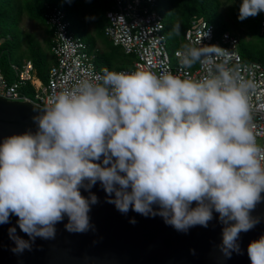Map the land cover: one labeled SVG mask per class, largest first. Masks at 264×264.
Segmentation results:
<instances>
[{"label": "water", "instance_id": "1", "mask_svg": "<svg viewBox=\"0 0 264 264\" xmlns=\"http://www.w3.org/2000/svg\"><path fill=\"white\" fill-rule=\"evenodd\" d=\"M0 98V264H264V192L243 152L151 165L111 131Z\"/></svg>", "mask_w": 264, "mask_h": 264}, {"label": "built area", "instance_id": "2", "mask_svg": "<svg viewBox=\"0 0 264 264\" xmlns=\"http://www.w3.org/2000/svg\"><path fill=\"white\" fill-rule=\"evenodd\" d=\"M243 1L257 2L264 38V0ZM106 18L105 37L133 58L130 68L102 73L64 10L49 7L44 23L55 63L47 81L32 60L3 69V39L10 36L0 32V98L54 111L63 129L82 123L85 131L91 123L111 131L124 157L138 146L151 165L179 147L198 152L200 143L246 153L251 178L264 192V64L244 60L238 37L218 34L198 16L184 34L198 67L186 49L175 51L173 63L156 0H112Z\"/></svg>", "mask_w": 264, "mask_h": 264}, {"label": "rangeland", "instance_id": "3", "mask_svg": "<svg viewBox=\"0 0 264 264\" xmlns=\"http://www.w3.org/2000/svg\"><path fill=\"white\" fill-rule=\"evenodd\" d=\"M6 0H0V4ZM60 8H63L69 19L74 25V31L82 36L88 46L91 48L96 41L97 49H91V52H110L112 64L115 68L123 69L127 67L133 58L127 56L120 47L111 46V41L105 38L103 32L106 26L105 15H101L97 5L86 3L83 0H54ZM91 2V0H89ZM92 3V2H91ZM171 0L159 1L157 9L161 12L168 22L169 14L171 13ZM221 10L217 9L215 5L211 4L207 7L205 17L209 18L212 13H217L224 16L225 23L221 25L222 28L237 36L240 41V53L247 59V61H259L257 56L264 53V38L261 35L260 21L261 15L259 13L258 4L256 1L252 3H245L242 0H220ZM237 5L242 6L244 9L250 11V14H245L241 19L236 18L232 14V9ZM170 9V10H169ZM219 13L217 15L221 18ZM104 18V23L99 22ZM216 18V16L214 17ZM223 18V17H222ZM11 21V23H10ZM7 23H0L3 29V36H10V38L3 39L2 48V67L4 70H11L12 64H20L23 60L37 59L42 61L40 67L36 66L37 77L41 79V70L46 72L53 61L54 57L50 51V30L44 22L35 20L24 11L22 17L14 16L6 20ZM168 41V52L172 62H176L174 53L178 49H186L192 62V68L198 67V53L197 50L188 45L184 40V33L180 34L178 31L166 30ZM186 43V44H185ZM110 47V48H109ZM111 49V50H110ZM196 57V58H195ZM128 62V63H127ZM128 68V67H127ZM43 81V80H42ZM45 83V81H43Z\"/></svg>", "mask_w": 264, "mask_h": 264}, {"label": "trees", "instance_id": "4", "mask_svg": "<svg viewBox=\"0 0 264 264\" xmlns=\"http://www.w3.org/2000/svg\"><path fill=\"white\" fill-rule=\"evenodd\" d=\"M83 1H85L86 3H90L92 5H97L99 12L102 16L106 15V12L110 9L111 4H112V0H91L92 3L89 0H83ZM157 1L163 2L166 0H157ZM171 2H172L170 4L171 10L169 9L171 11V13L169 14L168 22L165 23L167 31L168 30L178 31L180 34L185 33L186 29L190 26V21L194 15H198L201 19L208 20L210 23L214 24L216 29H217L218 34H221L225 31H227L221 27V25L224 23L226 24L225 27H228V26L224 20V16H222V14H220V12H219V10H221L220 0H171ZM211 4L215 5V7L217 9H219L216 12L219 13L223 18L222 17L220 18L217 15V13H212V14L208 13V15H210L209 18L205 17V15H206L205 13L207 12V7H210ZM54 6L59 7V6H57V4L54 0H6L5 2H2V4H0V23H2V22L7 23L6 22L7 19H9L10 17L12 18L16 15H17V17L18 16L22 17L25 10L30 15V17L32 19L40 20V21L44 22V13L46 12V10L49 7H54ZM61 9L64 10L63 8H61ZM64 12L66 14L68 21L71 22V28L74 31V25H73L72 21L69 19L67 12L65 10H64ZM232 14L236 18L241 19V17L244 16L245 14H250V11L244 9L240 5H237L234 9H232ZM215 16H216V18H214ZM105 18H106V16H105ZM103 20H104V18L99 22V24L104 23L105 21H103ZM10 23H11V21H10ZM105 23L107 26V19H106ZM2 31H3V29L1 28V24H0V32L3 36ZM51 33L52 32L50 31V36L52 35ZM103 34H104V32H103ZM77 35L80 36L79 34H77ZM80 37H82V36H80ZM84 41H85V39H84ZM240 44H241V41H240ZM111 46H113L112 43H111ZM50 49H51V41H50ZM90 49L98 50L97 45H96V41L93 43V45ZM114 51L115 50H111L110 52L106 51L103 53L98 52V51L95 52L96 53L95 54V61H94L95 65L104 74H108L114 70H121L120 68L113 67V64L111 61L112 60L111 53H113ZM257 59L259 60L258 62H261L264 64V53H260L257 56ZM244 60L247 61V59H245V58H244ZM54 63H55V59H54L52 65ZM130 63L127 66L129 68L131 66ZM34 64H35V66L40 67L42 64V61L39 59H37V61L34 60ZM127 67H124V68H127ZM49 68L45 69L46 72L41 70V73H40L41 80H43L45 82L48 79Z\"/></svg>", "mask_w": 264, "mask_h": 264}, {"label": "clouds", "instance_id": "5", "mask_svg": "<svg viewBox=\"0 0 264 264\" xmlns=\"http://www.w3.org/2000/svg\"><path fill=\"white\" fill-rule=\"evenodd\" d=\"M157 1V0H156ZM243 1V0H242ZM244 2V1H243ZM245 3H247V2H245ZM250 3H252V2H250ZM157 4H158V1H157ZM112 5V4H111ZM111 8V7H110ZM158 10V9H157ZM107 13V12H106ZM161 13V12H160ZM162 14V13H161ZM163 15V14H162ZM106 16V15H105ZM164 16V15H163ZM194 16H198V15H194ZM193 16V17H194ZM192 17V18H193ZM199 17V16H198ZM164 18H165V16H164ZM200 18V17H199ZM107 19V18H106ZM201 19V18H200ZM165 20H166V18H165ZM192 20V19H191ZM205 20V19H204ZM206 21H208V20H206ZM191 22V21H190ZM209 22V21H208ZM261 22V21H260ZM166 23V22H165ZM107 24H108V20H107ZM212 24V23H211ZM214 25V24H213ZM215 26V25H214ZM106 28V27H105ZM105 28H104V30H105ZM216 28V27H215ZM187 30V29H186ZM216 31H217V29H216ZM226 32V31H225ZM229 32V31H228ZM185 34V33H184ZM165 35H166V24H165ZM104 36H105V33H104ZM235 36V35H234ZM237 37V36H236ZM106 38V37H105ZM166 38H167V35H166ZM109 40V39H108ZM240 40V39H239ZM112 43V42H111ZM113 44V43H112ZM167 46H168V41H167Z\"/></svg>", "mask_w": 264, "mask_h": 264}, {"label": "bare ground", "instance_id": "6", "mask_svg": "<svg viewBox=\"0 0 264 264\" xmlns=\"http://www.w3.org/2000/svg\"><path fill=\"white\" fill-rule=\"evenodd\" d=\"M186 44V43H185ZM131 67V66H130Z\"/></svg>", "mask_w": 264, "mask_h": 264}]
</instances>
